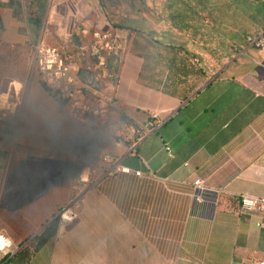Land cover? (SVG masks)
I'll list each match as a JSON object with an SVG mask.
<instances>
[{
  "label": "crops",
  "instance_id": "0c3cea01",
  "mask_svg": "<svg viewBox=\"0 0 264 264\" xmlns=\"http://www.w3.org/2000/svg\"><path fill=\"white\" fill-rule=\"evenodd\" d=\"M50 2L45 12L73 19L64 27L68 36L63 50L111 102L99 107L79 99L64 112L38 80L31 91L26 86L10 129L11 148L0 151V230L19 248L0 255V264L264 261V214L240 208L243 196L264 199V30L258 35L260 46L238 55L221 75L206 85L205 80L196 94L181 101L144 84L139 79L143 60L126 42L128 31L100 20V15L160 18L161 12L136 5L127 14L125 2L117 0ZM173 2L172 12L179 11L180 0ZM60 4L64 8L59 10ZM90 17L99 18L90 34L95 43L72 46L75 19ZM164 27L161 21L149 30ZM170 32L173 38L165 42L179 44L180 30L172 26ZM153 113L160 124L150 128ZM122 123L136 129L134 154L114 146V132ZM14 148L16 164L4 177ZM92 149L120 157L122 165L141 175L102 176L97 162L99 172L92 177L78 219L65 229L57 225L33 250L27 245L42 231L35 233L70 197L69 155L90 160ZM27 151L33 155L25 156ZM53 164L67 171L59 185L53 181Z\"/></svg>",
  "mask_w": 264,
  "mask_h": 264
},
{
  "label": "rangeland",
  "instance_id": "374dc122",
  "mask_svg": "<svg viewBox=\"0 0 264 264\" xmlns=\"http://www.w3.org/2000/svg\"><path fill=\"white\" fill-rule=\"evenodd\" d=\"M34 1L10 0L7 5H0V80L13 77L23 84L26 82L27 75L30 72L29 65L32 46L38 39L42 38L46 44L55 47H59L63 44L62 36L64 33L62 29L66 27V25H69V22L73 19L60 16L59 13H50V10L45 12L49 0ZM117 1L121 4L125 2L127 8L125 7L123 11L127 14L131 13L136 5H141L143 10L147 9L161 12V14H159L160 18L153 17L140 20L138 18H113L100 15L101 23L104 21L110 25L129 24L144 33V35H135V33H131V38L135 36L138 41L145 42V40L148 39L146 37L149 36L151 41L157 40L161 43H167L172 40L173 35L170 31L173 25H177L178 27L176 28L180 30V35L178 36L179 45L186 48L191 63L196 66H201L205 70L206 77L203 79V82L210 79L215 74H217L218 77L223 71L220 73L218 72L225 65L232 64L237 59L238 55L245 53L248 49L257 47L254 41L259 39L258 35L261 31L240 12H233V10L228 9L227 12L223 14L220 10V0H210L209 11L197 12L200 17L199 19L194 18V20L187 17L182 20L172 17V8L170 7V9H167L166 0H142L140 3H132V0ZM54 2L59 3L61 0H54ZM50 4H52V0ZM107 4L109 5L108 2ZM131 6L133 7L132 9ZM61 8H64V4H60L58 9L60 10ZM35 9H37L38 12H36ZM128 9L131 10L129 11ZM161 15H163L162 18ZM98 19L97 17L75 19L76 32L69 38L70 44L77 47L95 43L90 39V34ZM161 21L165 22L164 28H158L157 32L156 30H149V28L155 27V25L159 24ZM143 29L149 30L151 33H147L146 35ZM191 38L194 40L193 43ZM187 43L188 45L186 46ZM193 44H195L194 47ZM141 52L151 56L156 54V51L150 45L145 51ZM155 78L157 81L158 76H155ZM36 82V72L32 70L27 84V86H29V91H31L32 85ZM192 84L193 81H191L189 85ZM194 91H192V93ZM61 109L65 112L67 106L61 104ZM15 119L7 122V129H11L15 124ZM14 128L15 126L13 129ZM16 153L17 151L15 148L13 151H9L4 166V177H9L12 174L16 164L15 161H17L18 158ZM23 154L25 156L33 155V153L28 151ZM58 168L59 167H56V165L51 168L54 172L53 175L55 178L53 181L56 185L64 181L67 175V171L58 170ZM55 212L50 215L51 219H54Z\"/></svg>",
  "mask_w": 264,
  "mask_h": 264
},
{
  "label": "built area",
  "instance_id": "2783aa9c",
  "mask_svg": "<svg viewBox=\"0 0 264 264\" xmlns=\"http://www.w3.org/2000/svg\"><path fill=\"white\" fill-rule=\"evenodd\" d=\"M9 0H0V4H7ZM63 45L67 42L66 29H62ZM256 46H260L261 40L256 39ZM30 72L26 82L23 84L13 77L0 80V151L11 148L14 133L9 128L7 122L15 119L24 101L25 89L28 84L32 70L36 72L37 80L47 91L49 96L61 107V102L65 101L64 106L77 105L78 100L89 101L99 107L108 105L111 97L105 95L100 90V86L90 76L89 72L83 70L73 56L59 47L48 45L42 38L38 39L32 46L30 58ZM152 121L148 123L150 128L160 124L155 113L151 114ZM114 132V146L123 147L125 154H134L136 129L131 124L118 126ZM68 161L71 167V194L68 201L59 208L54 218L62 228L70 227L79 216L82 203L85 201V193L92 183V177L97 175L99 168L97 162L102 164V176H111L116 173L133 174L140 176V171L132 170L130 167L120 163V157L111 153H106L98 149H92L90 160L81 159L78 155H69ZM200 181L195 180L193 185L200 186ZM199 200L198 197H196ZM240 208L246 212L259 211L264 214V199L256 197L240 198ZM18 246L13 244L10 237L0 230V255H12L18 250ZM258 264H264L259 261Z\"/></svg>",
  "mask_w": 264,
  "mask_h": 264
},
{
  "label": "trees",
  "instance_id": "16d2710c",
  "mask_svg": "<svg viewBox=\"0 0 264 264\" xmlns=\"http://www.w3.org/2000/svg\"><path fill=\"white\" fill-rule=\"evenodd\" d=\"M166 1L167 9L172 8V5L175 4L173 0ZM210 3V0H180L178 6L180 10L172 12L171 16L179 20L185 17L193 20L194 18L199 19L200 16H198L197 12L209 11ZM220 6L223 14L228 9L233 10V12H240L258 30H264V0H220ZM173 26L178 27L177 25ZM114 28H121L128 31L125 35L126 42H130L131 51L135 52L143 60L139 79L147 86L158 89L163 93L177 97L183 101L192 91L201 85L203 79L206 77L203 67L191 63L184 46L161 43L157 40L151 41L149 36H145L148 38L145 42H140L135 36L131 38L130 34L144 35L143 31L130 25H114ZM191 41L192 43L194 42L193 38H191ZM149 45L156 51V54L153 56L141 52L145 51ZM194 46L195 44H193ZM155 76H158L157 81ZM191 81H193V84L189 85ZM64 103L65 101L61 102V104ZM57 225L58 221L54 218L27 246H31L33 250L38 249L45 240L56 232Z\"/></svg>",
  "mask_w": 264,
  "mask_h": 264
},
{
  "label": "water",
  "instance_id": "95a60500",
  "mask_svg": "<svg viewBox=\"0 0 264 264\" xmlns=\"http://www.w3.org/2000/svg\"><path fill=\"white\" fill-rule=\"evenodd\" d=\"M224 68V67H223ZM223 68L218 72V73H220L222 70H223ZM216 76H217V74H215V75H213L210 79H208L207 80V82L204 84V85H206L208 82H210L211 80H213L214 78H216ZM204 85H202L201 87H199L198 89H196L187 99H189L191 96H193L194 94H196V92L198 91V90H200ZM186 99V100H187ZM53 219V218H52ZM52 219H50L49 221H47L36 233H35V235L36 234H38L39 232H41V231H43L44 230V228L50 223V221L52 220Z\"/></svg>",
  "mask_w": 264,
  "mask_h": 264
}]
</instances>
